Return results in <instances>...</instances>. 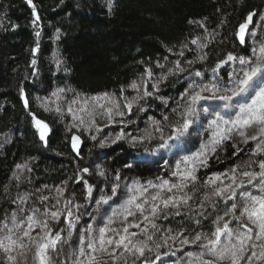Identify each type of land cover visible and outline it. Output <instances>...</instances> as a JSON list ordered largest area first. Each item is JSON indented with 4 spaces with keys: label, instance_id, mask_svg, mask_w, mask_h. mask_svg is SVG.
Returning a JSON list of instances; mask_svg holds the SVG:
<instances>
[{
    "label": "trees",
    "instance_id": "obj_1",
    "mask_svg": "<svg viewBox=\"0 0 264 264\" xmlns=\"http://www.w3.org/2000/svg\"><path fill=\"white\" fill-rule=\"evenodd\" d=\"M109 3L110 0H32L29 4L28 0H0V227L14 211L23 217L33 208L41 212L60 210L56 189L64 185L65 213L71 210L70 204L84 210L91 197L90 186L94 193L102 189L100 196L111 197L108 204H99L102 223L89 222L88 228L98 232L112 210H119L133 182L147 185L148 181L159 184L168 180L179 184L180 177L173 173L177 164L181 172L191 168L181 163L187 155L177 154L160 161L164 158H161L163 150H171L176 141H169L167 148L160 147L162 141L155 127L162 128L166 138L188 107L193 90L221 80L229 84L230 66L226 64L218 72L214 69L228 54L252 57L251 33L257 32L255 48L264 45V20L260 19L264 16V0H111V10ZM249 14L256 17L245 45H241L237 36L239 27ZM37 31L39 37L35 35ZM193 40L198 43L193 44ZM200 44L206 47L201 48ZM37 45L39 51L34 52ZM177 61L182 71L176 69ZM148 69L152 72L151 79L147 76ZM196 72L201 76H196ZM133 83L139 90L131 87ZM60 89L64 91L58 99L53 93ZM145 90L152 95L145 96ZM105 93L110 99L98 103L107 108L112 101H119V111L125 112L124 117L114 113L115 119L109 120L101 115L105 109L99 108L92 98L103 97ZM24 95L28 108L23 102ZM73 99L78 103H71ZM126 103H132L130 114ZM45 104L47 110L41 106ZM57 105L60 113L56 111ZM69 105L74 114L84 116L85 124L79 125L73 119V114L67 111ZM85 106L95 108L94 125L89 123L86 113L79 111ZM35 119L51 128L46 146L39 139ZM121 132L124 139L113 143ZM148 133L151 138L132 142V138ZM209 134L210 130H204L205 138ZM74 136L84 143L79 156L71 149ZM241 138L237 134L232 136L208 157L206 165H197L195 184L188 181L189 186L184 188L193 198L187 206L181 205L180 215L169 208L156 218L158 228L153 241L147 242L152 251H146L144 257L149 264H166L176 254L174 242L169 240L164 245L162 237L177 236L181 231L189 238L210 235L215 230L214 220L225 218L228 207L219 197L211 198L214 208L205 202L201 209L200 203L205 194L211 196L213 186L206 181L214 174L231 175L230 170L237 165L239 179L244 171H259L251 162L264 160V155L253 156L256 142L245 143ZM146 157L157 159L150 162ZM100 171L104 176L99 175ZM222 179L229 183L227 178ZM115 184L119 188L113 193ZM162 194L172 195L166 191ZM22 197H27L25 204L20 203ZM42 197H47L44 203ZM114 219L116 223L111 227H121V217L117 215ZM49 224L53 236L59 233L62 237L60 252H50L54 262L66 259L73 264L76 249L71 238L75 237H69L66 216H61L58 223L50 220ZM153 231L149 228V232ZM156 244L162 246L157 248ZM125 257L127 264L133 261L142 264L144 259L128 253ZM111 262L123 264V260ZM30 264H36L34 259Z\"/></svg>",
    "mask_w": 264,
    "mask_h": 264
},
{
    "label": "snow or ice",
    "instance_id": "obj_2",
    "mask_svg": "<svg viewBox=\"0 0 264 264\" xmlns=\"http://www.w3.org/2000/svg\"><path fill=\"white\" fill-rule=\"evenodd\" d=\"M29 4H32V0H28ZM111 0L109 3V10H111ZM33 8L35 6L33 5ZM254 14H249L246 18V22L239 27V40L241 44L245 43V33L248 25L252 23ZM39 20V16L36 17ZM264 20V16L260 17ZM192 23V21H189ZM37 37L40 33H35ZM255 36V33H251ZM193 44H197V40L192 41ZM199 47H206L205 44H200ZM39 51V47L33 50ZM183 55V52H180ZM203 59V57H201ZM239 64L241 67L239 71L233 67L232 72L228 73L229 84H224L221 80L219 83H212L210 85L204 84L199 86V90H193L192 94L188 97V107L183 113L180 114L178 121L171 127L170 134L165 138L163 129L158 125L155 127V131L160 133L159 139L162 141L160 147L167 148L169 141L182 142L183 138L189 135V129L192 127L195 116L197 119L195 122H199V112L197 111V105L201 101L206 100H219L223 101V107L221 111H213L211 118L206 123L204 130H210L211 135L209 141L202 143L199 150L193 155L185 156L182 158L181 163L184 165H191V168L187 167L183 172L180 170V164L176 165L177 171L173 173L180 177V183H170L168 180H161L159 184H155L152 181H148L147 185H141L138 182H133L128 187L129 195L124 199L120 205L119 210L113 209L112 215L107 217V221L104 227L98 229V234L94 238L87 240V250L85 248V239L80 237V247L77 259L73 264H101L98 261L96 253H105L112 257L113 261L123 260V264H127V258L125 253L138 256L139 258L145 257V252L152 251L148 245V241H153V235L158 226L155 223L156 218L165 209H176L175 215H180L181 205H188V202L192 200V195L184 192V188L188 187V181L195 184L197 177L196 171L197 165H206L209 157V153L216 151V146L223 143L226 140L232 139L233 133L243 138L242 142L247 143L249 140L256 142L255 150L252 155H264V45L258 49H252V57H237L232 54H228L227 58L220 62L214 72H218L220 67L226 64ZM33 65L35 60L32 61ZM191 63V61H189ZM163 67V65H158ZM176 69L181 70L179 61L176 62ZM196 76H201L200 72L195 73ZM147 76L151 79V69L147 70ZM133 89L139 90L138 85L133 83L131 85ZM155 87V85H153ZM64 89H60L59 92H54L53 95L59 99V93ZM208 93V95H205ZM145 96H151L152 93L145 90ZM239 98V99H237ZM94 101H97L99 108L105 109L101 115H107L109 120L113 119V114L120 117H124L125 112L119 111V101H112L111 107H105V104L98 103L99 100L110 99L108 94L105 93L103 97H93ZM236 103H233V101ZM25 107L28 106L27 99L24 100ZM71 103H78L75 99ZM47 110V106L41 105ZM125 108L128 113H131L132 103H126ZM227 110V115L222 114ZM56 111L60 113L62 110L57 105ZM67 111L73 114V119L79 122V125L85 124V118L83 115H76L73 113L71 106L69 105ZM80 112L86 113L89 117V123L95 124V108H89L87 106L79 109ZM201 111L207 114V108H201ZM167 120V117H164ZM36 127L39 131L41 140L45 141L48 132L50 131L48 125L41 120H36ZM155 123V122H154ZM77 126V125H73ZM99 130V129H97ZM151 138V133H148L145 137H134L132 142L137 140H144ZM95 139V137H93ZM124 139V133L121 132L112 141L115 143L118 140ZM79 144V137H73V148H77ZM104 145L101 144V147ZM255 163L259 171H244L240 173L241 176L246 177L245 180H240L237 176V165L230 170L229 173L214 174L207 181V185L213 186L211 196L205 194L203 200L200 203V208H204V203H211L212 207L215 204L212 203V197H219L225 204L229 200L233 201L231 205L225 210V215L230 216L237 221V224L230 227L231 219L224 221V217H218L214 220L215 230L210 234H197L194 237L192 243L201 242L200 247L205 251L199 253L189 252L187 255L193 259L189 260L187 264H194V261H199L200 264H259L264 261V160L252 161ZM250 167V164L248 165ZM21 167V166H17ZM87 172V169H84ZM99 175L104 176V172L100 171ZM229 180L228 184H223V179ZM19 180V177H16ZM119 180V176L116 177ZM220 181V184H217ZM247 185H251L258 194H253L252 191L247 190ZM119 188V184H115L111 191L115 193ZM157 188L161 191L155 193H149V189ZM173 189L176 192H173ZM239 189H245L240 193L241 199L239 204L236 203L237 192ZM91 187H88V193L91 194ZM166 191L172 193L170 196H165L162 193ZM57 193L62 194L63 190L56 189ZM179 193V195L177 194ZM47 197L41 198V203ZM111 197L102 196L97 202L98 204H108ZM27 197L20 198V203L25 204ZM59 202V201H58ZM70 204V201L67 202ZM67 206V205H66ZM79 207V206H77ZM239 207L240 213L237 215V208ZM55 209V205H53ZM24 209L21 208V212ZM119 215L121 217V227L113 228L111 225L116 223L114 217ZM203 215V213H201ZM61 216H66L69 228H74V224L71 222L73 213L68 210L66 213L61 210L45 209L41 212L39 208L31 209L30 214L23 217H18L14 211L11 213L8 219L2 222L0 231L7 229V234L0 237V250L6 254V259L9 264H27V253L34 249V261L36 264H55L50 252L56 251V246L61 242L62 237L59 233L53 236L50 228L49 221L59 222ZM43 217V218H42ZM129 217H133V220H129ZM165 218L167 214L165 213ZM78 219V217H77ZM221 221H224L221 223ZM200 223L199 220L196 221ZM141 225H145L143 228ZM149 227L154 230L149 232ZM139 229L138 232H132L130 229ZM23 229L17 236L16 233ZM37 229L40 232L34 237L32 233ZM62 231V230H61ZM89 233L93 230L89 227L87 229ZM171 231V230H169ZM111 233V234H110ZM71 232H69V237ZM144 236L146 239L138 240L136 237ZM183 236V231L179 232L177 236L167 235L162 237L163 244L166 245L169 240L175 242L179 237ZM181 244L187 245L190 243L188 239L180 240ZM161 244H156V247H161ZM122 249L120 257L116 256V252ZM17 253L12 255V253ZM72 255L76 256V253ZM23 259H19V258ZM205 257H211L206 259ZM102 264H108L107 261H103ZM135 264V261H133ZM142 264H149L148 259L144 258Z\"/></svg>",
    "mask_w": 264,
    "mask_h": 264
},
{
    "label": "rangeland",
    "instance_id": "obj_3",
    "mask_svg": "<svg viewBox=\"0 0 264 264\" xmlns=\"http://www.w3.org/2000/svg\"><path fill=\"white\" fill-rule=\"evenodd\" d=\"M255 36H253V40L252 43H254V48H255V44L257 42H255L256 38V33L254 32ZM250 43H251V38H250ZM257 46V45H256ZM228 67L230 66L231 71L233 70V67H235V69L237 71H239L240 69V65L234 64L232 65L231 62L230 64L227 65ZM205 95H208V93H205ZM239 99V98H237ZM233 103H236V101L234 100ZM223 107V101H219V100H206V101H201L199 105H197V111L199 112V122H195L196 121V117H193L194 123L192 125V127L189 129V135L185 138H183L182 142H177L176 141V145H174L173 147H171V150H167L164 149L163 150V155L161 156L164 157L162 158L160 161H162L163 159L169 157V156H174L177 154H184L187 156L193 155L196 151L199 150L200 146L202 143H205L207 141H209L210 139V135H211V131L210 134L207 136V138L204 137V127L206 126V123L209 121V119L211 118V114L213 111H221ZM201 108H207L208 112L207 114L204 113L203 111H201ZM226 111V110H225ZM104 113V112H103ZM222 114H225L222 113ZM100 115V113L98 114ZM227 115V114H225ZM103 116H107L106 114ZM114 118V117H113ZM115 119V118H114ZM205 125V126H204ZM233 136H236L235 133H233ZM238 137H240L238 135ZM243 139V138H241ZM220 145V144H219ZM216 146V149L218 148V146ZM215 153V152H214ZM214 153H209V157L212 156ZM146 161L153 162V160L157 159V158H144ZM159 161V162H160ZM246 177H242L240 180H245L246 181ZM221 183V182H220ZM223 184H228V182L223 181ZM66 185H64L61 189L63 190L62 194L59 193V201H60V210L65 212V202L66 200L63 197V193L65 190ZM101 190L100 191H92L91 192V197L88 198V201L86 203V209H82L83 207H77L74 204H70L69 208L71 207V211L73 213V216L71 218V222L72 224H74V228L70 229L71 235L73 236V238L75 237V239L71 238V242L75 244V251L76 254L78 255L79 252V247H80V237L83 236L85 239V248L87 250V240L91 237L94 238L98 232H95V230H93L91 233H89L87 231L88 226H89V222L90 221H99L98 223H102V219L103 216L101 214V210H102V206H100L97 202L98 200H100V198L102 196L101 195ZM247 190L252 191L253 194H258L256 192V190L251 186V185H247ZM245 191V189H239L237 192V200L236 203L239 204V201L241 199L240 193ZM233 203V201L229 200L227 203V207H229V205H231ZM67 211V209H66ZM240 213V209L239 207L237 208V215H239ZM78 217V219H77ZM43 218V217H42ZM231 219V224L230 227H233L237 224V221L235 219H232L230 216H225L224 221L230 220ZM101 220V221H100ZM223 221V222H224ZM222 222V223H223ZM145 225H141V227L143 228ZM150 228V227H149ZM23 229H21L19 232L16 233V235L18 236L20 234V232H22ZM130 231L132 232H138L139 229H130ZM40 232V229H37L35 232L32 233V236H36L38 233ZM69 232V231H68ZM7 234V229H4L3 231H0V237H3L4 235ZM77 236V237H76ZM188 239L190 241L189 244L184 245L180 243V240L183 239ZM194 240L193 238H189V237H184V236H179L175 242L172 244L173 248L176 250V254H174L172 256V260H170L168 263L166 264H187V262L191 259H193L192 257H189L187 254L189 252L192 253H199L201 251H205L203 248L200 247V244L203 242H197V243H192V241ZM172 241V240H171ZM123 251L122 249L118 250L116 252V256L120 255V252ZM32 252V253H31ZM55 252H60V248H59V243L56 246V251ZM17 253H12V255H16ZM77 255L73 257V260L77 259ZM97 256L98 261L102 262L103 261H107L108 264H112L111 261H113L112 257L108 256L105 253H96L95 254ZM30 256H33L30 257ZM19 258V257H18ZM206 259H211V257H205ZM19 259H23V258H19ZM34 259V249L28 251L27 253V264H30L31 260ZM65 262V263H63ZM57 263V262H56ZM55 263V264H56ZM0 264H9V262L6 259V254L0 250ZM58 264H71L69 260L63 259L61 260V263L59 262ZM194 264H200L199 261H194ZM259 264H264V261L259 262Z\"/></svg>",
    "mask_w": 264,
    "mask_h": 264
},
{
    "label": "water",
    "instance_id": "obj_4",
    "mask_svg": "<svg viewBox=\"0 0 264 264\" xmlns=\"http://www.w3.org/2000/svg\"><path fill=\"white\" fill-rule=\"evenodd\" d=\"M255 17H256V14H254L253 15V20H252V23H250L249 25H248V28H247V30H246V33H245V43H246V40H247V36H248V33H249V31H250V29L252 28V26H253V24H254V19H255ZM239 32V31H238ZM238 36V35H237ZM238 40H239V36H238ZM239 42H240V40H239ZM245 43L244 44H241V45H245ZM26 99V97H25V95L23 96V102H24V100ZM24 105H25V103H24ZM25 108H28V106L27 107H25ZM37 119H35V121H36ZM39 120V119H38ZM35 121H34V123H35ZM43 122V121H42ZM45 123V122H44ZM47 124V123H46ZM48 125V124H47ZM35 127H36V123H35ZM48 127H49V125H48ZM36 129H37V127H36ZM49 129H50V131L48 132V134H47V136H46V140H47V142H48V139H49V137H50V135H51V128L49 127ZM37 131H38V129H37ZM38 136H39V139H40V141H41V143H43V145L44 146H46L47 145V143H45V141H43V140H41V138H40V134H39V131H38ZM76 137H78V136H76ZM72 144H73V138H72V140H71V149H72V152L76 155V156H79V154L81 153V150H82V148H83V145H84V143H83V140L79 137V144L77 145V148H73V146H72Z\"/></svg>",
    "mask_w": 264,
    "mask_h": 264
}]
</instances>
